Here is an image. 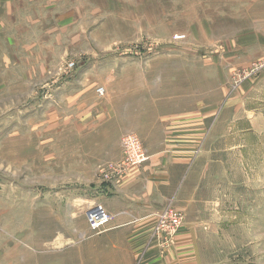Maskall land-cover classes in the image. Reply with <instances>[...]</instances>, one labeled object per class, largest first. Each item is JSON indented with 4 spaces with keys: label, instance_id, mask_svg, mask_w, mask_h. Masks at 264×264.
Returning <instances> with one entry per match:
<instances>
[{
    "label": "rangeland",
    "instance_id": "1",
    "mask_svg": "<svg viewBox=\"0 0 264 264\" xmlns=\"http://www.w3.org/2000/svg\"><path fill=\"white\" fill-rule=\"evenodd\" d=\"M122 98L198 110L215 223L197 264H264V0H0V264H154L150 246L180 262L170 202L141 252L86 222L100 161L133 133L102 123Z\"/></svg>",
    "mask_w": 264,
    "mask_h": 264
},
{
    "label": "crops",
    "instance_id": "2",
    "mask_svg": "<svg viewBox=\"0 0 264 264\" xmlns=\"http://www.w3.org/2000/svg\"><path fill=\"white\" fill-rule=\"evenodd\" d=\"M133 102V98H122L116 108L108 104L102 123L134 121L130 127L126 125L119 132L117 130L116 135L127 131L137 134L149 158L142 165L130 168L119 181L100 182L95 199L113 217L110 227L95 238H110L113 247L134 245L142 250V246L149 242L156 212L170 202L184 216L182 229L176 237L177 246L175 250L172 248V253L178 257V264H197L198 257L193 249L198 239L197 231L208 232L207 228L215 223V195L212 193L209 199L199 190L200 181L204 183L207 179L204 170L200 176L198 171L197 148L202 131L198 110L182 112L180 109L150 107L136 113ZM135 121L138 122L136 126ZM118 143L121 148V138ZM120 148L116 159L103 158L100 163L118 161L122 155ZM149 249L144 253L147 259L162 264L164 257L157 248ZM141 250L135 249L134 253ZM183 250H193V253L182 254Z\"/></svg>",
    "mask_w": 264,
    "mask_h": 264
},
{
    "label": "built area",
    "instance_id": "3",
    "mask_svg": "<svg viewBox=\"0 0 264 264\" xmlns=\"http://www.w3.org/2000/svg\"><path fill=\"white\" fill-rule=\"evenodd\" d=\"M72 63H70V66ZM99 94L104 89H97ZM122 156L116 162L101 163L98 165V173L103 181H119L132 167L139 166L148 159V153L140 138L135 133H126L121 137ZM85 218L90 228L100 230L111 222L112 216L100 203H94L85 211ZM183 218L181 211L169 208L160 216L159 226L162 231L170 232L176 228ZM167 240V238H166Z\"/></svg>",
    "mask_w": 264,
    "mask_h": 264
}]
</instances>
